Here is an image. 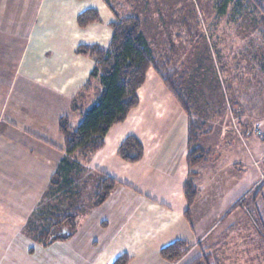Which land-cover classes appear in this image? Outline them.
I'll return each mask as SVG.
<instances>
[{
	"label": "crops",
	"instance_id": "crops-1",
	"mask_svg": "<svg viewBox=\"0 0 264 264\" xmlns=\"http://www.w3.org/2000/svg\"><path fill=\"white\" fill-rule=\"evenodd\" d=\"M87 9L100 21L81 27L77 17ZM112 18L103 0H0V264H112L121 255L126 264H190L203 252L215 264H264V147L247 129L237 145L217 147L214 163L192 169L196 195L188 205L187 116L153 68L137 90L138 105L86 163L89 172L116 180L108 198L84 210L65 240L43 246L25 234L64 153L58 120L79 111L69 113L71 102L93 68L75 49L107 46ZM129 135L143 147L135 162L117 155ZM176 240L190 249L169 262L159 252Z\"/></svg>",
	"mask_w": 264,
	"mask_h": 264
},
{
	"label": "rangeland",
	"instance_id": "rangeland-1",
	"mask_svg": "<svg viewBox=\"0 0 264 264\" xmlns=\"http://www.w3.org/2000/svg\"><path fill=\"white\" fill-rule=\"evenodd\" d=\"M221 1L115 0L113 4L118 15L131 14L141 20L142 31L156 59L168 61L169 67L184 80L193 117L199 121L197 145L204 152L201 161L189 167L192 185L195 166L214 163L215 157L222 152L221 147L237 145L239 131L251 130L259 122L264 127V40L257 28L259 16H252L248 10L238 13L234 4L226 6L220 14ZM88 96L84 106L95 97L94 91ZM77 103L81 104L78 99ZM77 113L80 114V110ZM77 113L68 115L73 128L81 120V117H75ZM46 129L47 133L51 132L50 125ZM30 132L46 139L47 135L32 126ZM251 137L257 145L264 147L259 138ZM48 138L50 140L53 135ZM244 171L250 173L249 168ZM89 174L85 170L75 179L74 190H80L78 196L70 194L52 198L47 194V185L28 219L36 208L48 203L56 208L78 204L84 210L88 209L96 186ZM243 190L238 196L245 192ZM253 246L256 250L254 241ZM205 254L203 252L200 256ZM209 256L215 264L213 256Z\"/></svg>",
	"mask_w": 264,
	"mask_h": 264
},
{
	"label": "trees",
	"instance_id": "trees-1",
	"mask_svg": "<svg viewBox=\"0 0 264 264\" xmlns=\"http://www.w3.org/2000/svg\"><path fill=\"white\" fill-rule=\"evenodd\" d=\"M103 1L114 15V20L109 24L111 38L106 47L80 44L75 49L78 54L93 60V68L78 96L71 102V112L81 110L80 122L73 128L67 116H61L58 120V129L64 140V154L48 183L47 194L52 198L80 194V190H74L75 179L83 171H87L86 163L104 145L107 131L114 124L123 122L129 111L138 105L137 90L145 82L150 68L155 70L187 116L188 166L197 164L204 155L203 149L197 145L199 121L193 117L184 80L175 69L169 67L168 61L160 62L156 59L137 16L118 15L113 9L115 0ZM229 4H234L238 13L248 10L252 16H259L257 28L264 40V0H222L220 14ZM98 21L100 17L95 9H87L77 17L81 27ZM91 91L95 94L92 102L87 106L79 105L77 99L82 100ZM142 154L143 147L133 135L127 136L117 150L118 157L127 162L138 161ZM89 173V178L96 181L90 206H97L108 198L117 182L105 173ZM191 174L189 172V176ZM184 194L190 205L196 189L189 180L184 185ZM70 207L56 208L50 203L39 206L25 223V234L43 246L69 238L76 230L79 215L84 211L78 204H71ZM185 216L189 217L188 209ZM189 249L186 241L176 240L163 247L159 253L165 260L174 262L182 258ZM128 260L127 255H121L112 264H126ZM191 264H212V258L205 254Z\"/></svg>",
	"mask_w": 264,
	"mask_h": 264
},
{
	"label": "built area",
	"instance_id": "built-area-1",
	"mask_svg": "<svg viewBox=\"0 0 264 264\" xmlns=\"http://www.w3.org/2000/svg\"><path fill=\"white\" fill-rule=\"evenodd\" d=\"M249 131L252 132L255 136H257L260 140L264 142V127L262 123L253 125L251 130ZM254 165L259 168V165H260L259 161H254ZM263 178H264V173L261 174V179Z\"/></svg>",
	"mask_w": 264,
	"mask_h": 264
}]
</instances>
